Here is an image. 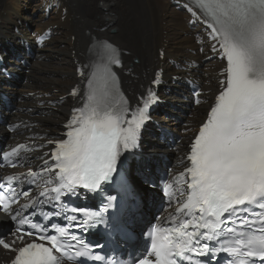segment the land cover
Wrapping results in <instances>:
<instances>
[{
  "label": "snow or ice",
  "instance_id": "snow-or-ice-1",
  "mask_svg": "<svg viewBox=\"0 0 264 264\" xmlns=\"http://www.w3.org/2000/svg\"><path fill=\"white\" fill-rule=\"evenodd\" d=\"M194 2L202 15L185 7L210 29L212 51L226 60L221 72L224 78L207 120L191 144L190 166L180 174L186 175V200L176 208L167 227L153 229L150 247L133 264H181L192 255L202 258L197 264H219L220 253L227 254L228 264H264V0ZM98 47L99 60L88 77L85 102L73 109L65 126L66 139L48 141L55 143L50 154L53 163L44 160L41 173L29 170L33 178L50 174L45 190L39 193L46 197L41 204L55 207L62 195L75 194L81 188L92 193L103 190L112 181L122 153L137 147L141 128L150 119L149 108L158 99L149 89L133 109L113 71V66L121 65L117 49L106 41L98 42ZM159 75L153 84L159 83ZM71 95L77 96L78 89ZM13 154L19 155L15 149ZM50 184L55 186L48 188ZM171 188V184L165 185L166 192ZM19 195L29 197L30 193H16L11 187L0 190V211L17 223L11 241L0 237V247L14 253L10 264H64L91 256L87 244L76 247L82 242L75 236L71 238L75 243L67 242L65 227L52 224L57 234H48L46 226L14 209L12 204ZM113 199L108 197L99 211L72 208L71 212H83V225L95 227L104 220ZM60 214L54 210L44 219ZM65 218L77 220L75 215ZM112 227L118 228L119 223ZM28 237H32L30 242ZM91 258L103 259L99 255Z\"/></svg>",
  "mask_w": 264,
  "mask_h": 264
},
{
  "label": "bare ground",
  "instance_id": "bare-ground-1",
  "mask_svg": "<svg viewBox=\"0 0 264 264\" xmlns=\"http://www.w3.org/2000/svg\"><path fill=\"white\" fill-rule=\"evenodd\" d=\"M60 1L66 7L63 20L60 19V11L55 12V9L44 17L43 9L40 7L41 0L33 2L0 0V38L13 41L18 51H20L18 35H22L23 40H28L29 28L40 32L56 25L53 29L55 34L47 45L35 50V55L30 58L28 67L30 70L22 75L26 78L25 81L20 78L9 86L15 94L22 91L33 92L31 96L21 99L19 104L23 110L12 115L16 117L19 114L26 119L25 134H44L59 129L57 124L68 112L69 105H66L68 99L59 105L56 104L57 110H52V106L37 109L36 102L45 99L46 94L50 100L51 97L66 93L70 84L77 81L74 77L73 62L84 59L87 45L92 37L109 38L119 49L126 51L123 55L124 65L120 71L129 69L122 75L123 88L134 101L136 94L142 93L147 87L155 63H160L157 58V47L162 45H164V55L178 58L181 74L194 75L200 79L201 95L211 93L214 85L212 71L219 64L215 59L203 60V56L211 54L204 46L208 33L196 22L188 25L187 12L170 3L169 0ZM24 6L31 7V10H23ZM14 27L19 34L13 31ZM71 35L74 37L71 38ZM21 54L26 56L24 53ZM38 56H44L47 60ZM14 65H19V62L14 61L11 64L12 69ZM164 67L170 72L175 71V68L168 63ZM182 86L181 81L171 86L172 89L168 94L172 102L170 108L164 110V113H168L171 117L167 122L161 123V126L177 132L184 129L183 123L193 120L186 118L189 112L195 115L200 110V104L191 109L184 103L182 96L178 95V91L183 90ZM23 135L22 132L21 136ZM16 136L18 134L12 135L13 139L8 141H15ZM147 137V148L162 149V144L156 140L155 131ZM183 138L184 135L181 140ZM179 146L181 148V145ZM144 165L158 167L157 163L149 160L140 161L137 171L140 177L144 176L142 173L145 169ZM143 190L144 187L141 188V191Z\"/></svg>",
  "mask_w": 264,
  "mask_h": 264
},
{
  "label": "rangeland",
  "instance_id": "rangeland-1",
  "mask_svg": "<svg viewBox=\"0 0 264 264\" xmlns=\"http://www.w3.org/2000/svg\"><path fill=\"white\" fill-rule=\"evenodd\" d=\"M31 1L33 2L34 0H31ZM33 5H34V4H33ZM32 7H33V6H32ZM23 10H26V11L29 10V11H30V10H31V7L24 6V7H23ZM59 55H61V54H59ZM61 56H63V55H61ZM214 89H215V83H214L213 87L211 88V93L213 92ZM207 103H210V101H208ZM199 106H200V110H201L202 107H204V104H200ZM198 113H199V112H198ZM198 113H196L195 115H197ZM188 116H189V115H188ZM188 116H187L186 118H188ZM161 118H162V116H161ZM186 118H185V119H186Z\"/></svg>",
  "mask_w": 264,
  "mask_h": 264
}]
</instances>
